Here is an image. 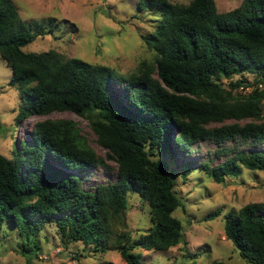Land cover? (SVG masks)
<instances>
[{
  "label": "trees",
  "instance_id": "obj_1",
  "mask_svg": "<svg viewBox=\"0 0 264 264\" xmlns=\"http://www.w3.org/2000/svg\"><path fill=\"white\" fill-rule=\"evenodd\" d=\"M137 8L158 13L152 32L141 36L155 60L142 62L138 74L123 80L107 66L53 49L24 51L58 21L26 24L13 0H0V58L11 69L8 84L18 89L16 122L55 111L84 116L99 145L117 163L114 181L85 189L80 172L101 162L77 124L71 119L37 122L30 142L14 147L11 158L0 154V233L6 226L30 239L45 224L55 223L64 242L104 251L112 222L122 219L132 190L148 203L151 226L138 237L117 233L110 246L127 264H144L135 250L165 251L182 241V223L173 215L182 206L171 172L175 151L189 152L207 137L264 145L262 124H231L214 132L205 128L262 116L264 89L232 91L249 85L245 73L264 82V0H242L227 12H218L214 0H138ZM235 75L240 78L232 80ZM221 77L229 79L227 89ZM208 162L200 168L221 183L238 176L242 167L264 169V150L240 149L215 165ZM185 169L184 176L190 166ZM224 234L246 264H264V202L228 211Z\"/></svg>",
  "mask_w": 264,
  "mask_h": 264
},
{
  "label": "rangeland",
  "instance_id": "obj_2",
  "mask_svg": "<svg viewBox=\"0 0 264 264\" xmlns=\"http://www.w3.org/2000/svg\"><path fill=\"white\" fill-rule=\"evenodd\" d=\"M20 18L28 24L44 23L55 18L58 25L42 36L36 37L22 49L26 52L56 50L67 58L77 57L92 65H104L112 74L123 80L138 74L142 62L151 64L155 60L154 51L142 39V35L152 32L158 13L140 11L138 0H13ZM187 4L190 0H169ZM218 12H227L237 7L242 0H214ZM67 22V23H64ZM156 75L154 74V77ZM249 85L233 89V94H248L253 89H264L263 83H256L254 75L245 73ZM11 69L0 58V154L7 158L23 141L32 140L34 125L44 119H71L90 147L96 152L101 165L80 172L82 187H94L117 178V163L107 156L99 145L97 136L88 119L73 112H51L47 115H31L17 123L18 89L8 84ZM240 78L239 75L232 80ZM119 80H121L119 78ZM227 89L229 79L220 78ZM116 93L121 84L116 83ZM263 113L260 119H227L213 122L205 128L214 132L218 127L255 122L264 125ZM251 148L264 150V145H252L243 139L220 141L207 137L194 143L193 149L175 151L171 172L175 180V190L182 206L173 215L182 223V241L165 251L137 249L144 264H210L222 260L228 264H246L241 259L224 234V216L230 210L238 211L248 203L264 202V169L249 170L244 167L238 176L225 177L218 183L200 168L201 163L210 161L215 165L226 160L233 152ZM233 151V152H232ZM209 163V162H208ZM186 164L190 170L186 176ZM220 213L209 218L210 213ZM150 209L147 202L129 190L127 208L120 221L112 222V235L104 251H93V246L81 242H64L55 223H47L44 228L25 239L15 230L3 226L0 233V264H127L119 252L111 249L114 235L127 231L132 237L145 234L150 228ZM30 248L22 250L23 246Z\"/></svg>",
  "mask_w": 264,
  "mask_h": 264
}]
</instances>
